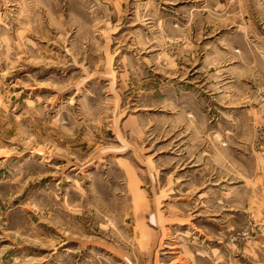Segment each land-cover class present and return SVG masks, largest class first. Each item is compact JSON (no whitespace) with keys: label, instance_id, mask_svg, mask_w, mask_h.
<instances>
[{"label":"rangeland","instance_id":"374dc122","mask_svg":"<svg viewBox=\"0 0 264 264\" xmlns=\"http://www.w3.org/2000/svg\"><path fill=\"white\" fill-rule=\"evenodd\" d=\"M0 264H264V0H0Z\"/></svg>","mask_w":264,"mask_h":264}]
</instances>
